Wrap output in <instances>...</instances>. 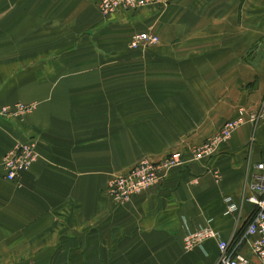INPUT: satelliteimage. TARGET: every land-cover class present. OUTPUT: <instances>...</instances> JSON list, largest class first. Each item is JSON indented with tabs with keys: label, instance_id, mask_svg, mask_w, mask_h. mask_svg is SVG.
<instances>
[{
	"label": "crops",
	"instance_id": "1",
	"mask_svg": "<svg viewBox=\"0 0 264 264\" xmlns=\"http://www.w3.org/2000/svg\"><path fill=\"white\" fill-rule=\"evenodd\" d=\"M96 2L0 0V106L34 104L21 120L0 116V264H216L214 239L182 247L200 226L249 255L264 0H166L111 19ZM139 31L158 42L130 48ZM240 113L206 160L170 168L123 204L106 195L110 175L197 144ZM28 138L36 159L4 179L2 155Z\"/></svg>",
	"mask_w": 264,
	"mask_h": 264
},
{
	"label": "built area",
	"instance_id": "2",
	"mask_svg": "<svg viewBox=\"0 0 264 264\" xmlns=\"http://www.w3.org/2000/svg\"><path fill=\"white\" fill-rule=\"evenodd\" d=\"M159 3H166V0H97L96 5L103 17H110L119 11H134L149 4ZM157 42L158 37L155 34L139 31L130 36L128 46L134 49L144 48ZM28 109L29 107L25 104L15 102L11 105L0 106V116H21ZM258 117L264 118V97L257 110L248 114L250 120ZM242 121L243 118L240 113L237 118L223 122L214 133L197 144L184 149H174L156 161L138 160L125 173L117 175L112 180L107 188L108 193L115 204H123L133 194L139 193L162 180L170 168L194 160H206L220 143L225 142L230 137L232 130ZM35 146V140L28 138L13 144L4 152L1 157L4 179L13 181L20 172L30 167L37 157ZM255 168L260 171V174L254 176V181L249 185V189L258 194L259 197L249 196L247 198L254 204V207L242 231V237L249 239V255L237 249V243L240 240L231 244L220 239L218 233L208 226H200L192 231H186L182 238L184 249L199 246L203 240L210 238L216 241L218 249L216 264H264V160L256 163ZM224 201L226 202L225 213L235 210L236 206L229 198H225Z\"/></svg>",
	"mask_w": 264,
	"mask_h": 264
},
{
	"label": "rangeland",
	"instance_id": "3",
	"mask_svg": "<svg viewBox=\"0 0 264 264\" xmlns=\"http://www.w3.org/2000/svg\"><path fill=\"white\" fill-rule=\"evenodd\" d=\"M96 8H97V5H96ZM97 10H98V9H97ZM98 12H99V11H98ZM99 14H100V13H99ZM100 15H101V14H100ZM101 16H102V15H101ZM102 17H103V16H102ZM111 17H112V16H110V17H104V18H106V19H111ZM132 34H133V33H132ZM132 34H131V35H132ZM131 35H130V36H131ZM128 39H130V37H129ZM128 41H129V40H128ZM144 48H145V47H144ZM144 48H136V49H144ZM89 51H91V50H89ZM79 53H80V52L74 53V56H79ZM21 103H23V102H21ZM23 104H25L26 106H28L29 109H28V110H25L21 116H16V117H14V118H17V119L21 120V118L23 117V115H25L26 113L30 112V110H32V108H33V106H34L33 103H23ZM192 145H194V144H188V145H186V146H180V148H176V149H184V148L189 147V146H192ZM173 150H174V149H173ZM170 151H172V150H170ZM170 151H168V152H170ZM168 152H167V153H168ZM141 159H146V158H141ZM139 160H140V159H139ZM148 160H149V159H148ZM152 161H156V160H152ZM132 165H133V164H132ZM132 165H131V166H132ZM131 166H129V167H131ZM129 167H128V168H129ZM128 168H126L125 170H123V171L120 172V173H114V174L110 175V176L108 177V179L106 180V182H105V186H104V191H105L106 195L108 196V198L110 199L111 202H114V201H113L112 197L110 196V194H109L108 191H107L108 185L112 182L113 179H115V177H116L117 175L125 173V172L128 170Z\"/></svg>",
	"mask_w": 264,
	"mask_h": 264
}]
</instances>
